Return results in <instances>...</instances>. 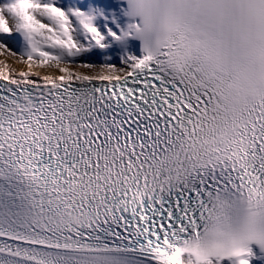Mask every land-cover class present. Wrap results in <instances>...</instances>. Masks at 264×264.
Listing matches in <instances>:
<instances>
[{
  "label": "snow or ice",
  "instance_id": "obj_1",
  "mask_svg": "<svg viewBox=\"0 0 264 264\" xmlns=\"http://www.w3.org/2000/svg\"><path fill=\"white\" fill-rule=\"evenodd\" d=\"M0 264H264V0H0Z\"/></svg>",
  "mask_w": 264,
  "mask_h": 264
},
{
  "label": "bare ground",
  "instance_id": "obj_2",
  "mask_svg": "<svg viewBox=\"0 0 264 264\" xmlns=\"http://www.w3.org/2000/svg\"><path fill=\"white\" fill-rule=\"evenodd\" d=\"M4 57H0V59H3Z\"/></svg>",
  "mask_w": 264,
  "mask_h": 264
}]
</instances>
